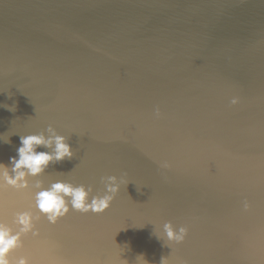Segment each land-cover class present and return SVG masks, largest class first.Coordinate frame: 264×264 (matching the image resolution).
Wrapping results in <instances>:
<instances>
[{"label": "water", "instance_id": "water-1", "mask_svg": "<svg viewBox=\"0 0 264 264\" xmlns=\"http://www.w3.org/2000/svg\"><path fill=\"white\" fill-rule=\"evenodd\" d=\"M4 104L0 163L49 125L74 152L0 186V223L39 216L10 258L264 264V0H0ZM109 175L125 183L102 213L52 224L35 207L37 181L97 195ZM168 221L183 242L157 238Z\"/></svg>", "mask_w": 264, "mask_h": 264}, {"label": "clouds", "instance_id": "clouds-1", "mask_svg": "<svg viewBox=\"0 0 264 264\" xmlns=\"http://www.w3.org/2000/svg\"><path fill=\"white\" fill-rule=\"evenodd\" d=\"M232 104L238 103V98H233ZM9 111H15L16 105H0ZM157 116L159 109H156ZM50 135L43 133H34L20 136V146L17 148V155L10 158L9 164L0 163V186L10 185L17 189L29 188L30 182L28 177H35L43 173L50 163L62 161L65 158H71L74 155L68 137L58 134L55 129L49 125ZM3 139V134H0ZM3 142H9L3 140ZM51 149L50 151L40 150L41 148ZM162 167H170L165 161ZM106 181L102 194L92 195L91 186L73 185L65 181H56L47 188L43 187L40 181L34 185L35 207L40 213L46 214L50 223L55 224L60 217L65 216L70 207L82 212L102 213L107 210L115 195L120 191L121 185L125 183L123 178L116 175L103 177ZM244 210L251 208L247 200L243 203ZM39 216H33L30 211H24L17 214L16 223L19 225L18 231H13L4 223H0V264H32L28 255L19 256L12 259L9 253L12 249L22 247L23 236L31 233L33 236L39 235V229L36 228L35 220ZM188 229L184 226L175 227L171 221L163 224L162 233L157 236L158 239L168 242H183L187 236ZM165 246H168L164 243ZM144 255L139 254L137 261L143 260ZM123 264H129L123 259ZM147 264V261H144ZM160 264H168L167 257L162 256Z\"/></svg>", "mask_w": 264, "mask_h": 264}]
</instances>
